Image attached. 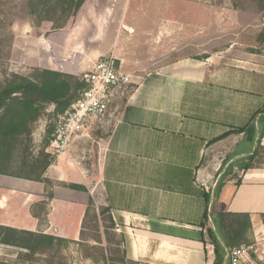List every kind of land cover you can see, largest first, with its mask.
I'll list each match as a JSON object with an SVG mask.
<instances>
[{"label":"crops","instance_id":"0c3cea01","mask_svg":"<svg viewBox=\"0 0 264 264\" xmlns=\"http://www.w3.org/2000/svg\"><path fill=\"white\" fill-rule=\"evenodd\" d=\"M203 10L201 26L198 14L176 26L171 60L165 47L131 64L117 40L110 53L141 73L120 116L93 124L54 157L43 175L52 182L50 199L46 182L1 174L0 225L72 241L79 253L72 264H214L213 244L201 240L208 225L205 185L221 181L215 210L249 213L253 231L261 227L263 115H254L264 107V41L246 50L237 46L244 39L222 37V47L215 46L214 6L191 11ZM193 43L204 47H184ZM250 123L255 129L237 132ZM248 161L252 166L241 169ZM91 206L100 220L101 210L110 209L118 243L104 227L88 233ZM258 261L264 244L243 264Z\"/></svg>","mask_w":264,"mask_h":264},{"label":"rangeland","instance_id":"374dc122","mask_svg":"<svg viewBox=\"0 0 264 264\" xmlns=\"http://www.w3.org/2000/svg\"><path fill=\"white\" fill-rule=\"evenodd\" d=\"M28 1L0 0V75L3 70H7L30 76L45 54L41 48L45 47L46 43H44V31L40 30L42 22L31 13ZM207 3L214 6V44L219 42L215 46L222 47L220 43L222 37L244 39L245 43L237 46L246 50L254 49L253 46H258L259 42L263 44L264 0H92L74 28L67 33L69 45L61 48L67 51L68 56H73L75 62L79 64L81 62V70L102 59L111 61L115 68L131 72L130 74L136 77L141 75L140 70L126 62H123L122 66L121 61L110 53L113 46H118L117 40L122 54L130 58L128 62L131 64L142 63L147 53H150L151 57H158L165 47L171 49L170 52H166V59L171 60L174 57L173 35L177 31L176 26L180 22L189 21L195 14H198V25L201 26L205 21V11L191 10L193 6H205ZM201 21L203 22L200 23ZM163 37L166 38V44L161 43ZM197 45L186 44L184 47L187 49L204 47V44ZM260 49H264V46ZM188 52L194 53L196 50L192 49ZM135 86L136 84H133L130 91L118 99L117 106L111 111L112 115L110 113L104 122L107 119L113 121L112 118L116 119L120 116L123 102ZM54 111L55 106L48 105L33 125L31 140L24 138L25 140L15 144L17 147H13L11 154L8 155L5 165L7 174L4 175L17 177L29 175L31 167L26 166L24 162L28 161L31 164L42 152L47 153L48 129L54 128L58 119ZM99 129L94 128L95 131ZM94 209L91 206L85 221L88 233L97 235V231L104 227L106 230L109 229L108 233H111L112 240L118 243L120 239L113 236V231L110 230L108 213H103L100 220ZM39 211L42 212V209ZM73 247L69 245L65 248L63 255L54 259V264L76 263L79 253ZM20 251L25 250L17 246L0 244V258L7 261H16L19 264L23 262L47 264L50 259L45 255H37L32 259H20L19 262L17 254ZM117 255L119 256L120 253Z\"/></svg>","mask_w":264,"mask_h":264},{"label":"trees","instance_id":"16d2710c","mask_svg":"<svg viewBox=\"0 0 264 264\" xmlns=\"http://www.w3.org/2000/svg\"><path fill=\"white\" fill-rule=\"evenodd\" d=\"M92 0H29L31 13L35 14L44 31L45 47H41L45 53L39 66L34 68L30 76L16 72L3 70L0 75V175L5 173V165L8 155L11 154L15 144L29 138L33 134V125L41 117L48 105L55 106V115L63 114L82 95L87 88V82L83 79L84 70H81V62H75L73 56H68L67 51L61 47L69 45L67 33L71 31L80 19L81 13L88 9ZM43 62V63H42ZM258 113L263 115L260 127V138L264 134V107ZM255 117L253 121L255 120ZM252 121V122H253ZM250 127H241L237 132L255 129V124ZM54 128L48 129L47 143ZM260 148V146H259ZM54 158L49 153L42 152L30 164L29 175L24 177L32 180L44 181L47 184V197H53L51 191L52 182L43 175ZM252 161L245 162L240 168H249ZM223 183L219 181L214 188L210 187L205 193L206 212L204 224L205 232L201 240L206 239L214 246V264H227L229 253L232 249L254 241V231L249 213H235L219 211L214 208V201L219 194ZM69 187L85 190V186L70 184ZM213 194V195H212ZM213 198V201H212ZM92 204V202H91ZM91 207H89L90 211ZM110 212L108 207L101 210V214ZM114 227L111 215H108ZM86 221V220H85ZM85 224V223H84ZM85 226V225H84ZM70 240L55 237L25 229H17L0 225V244L17 246L25 251L17 254L20 259H32L37 255H45L50 259L47 264H54V259L63 255V250L70 244ZM264 264V261H258ZM0 264H19L16 261H7L0 258ZM21 264H27L23 262ZM131 264H139L131 262Z\"/></svg>","mask_w":264,"mask_h":264},{"label":"built area","instance_id":"2783aa9c","mask_svg":"<svg viewBox=\"0 0 264 264\" xmlns=\"http://www.w3.org/2000/svg\"><path fill=\"white\" fill-rule=\"evenodd\" d=\"M87 88L63 114L58 115L56 126L46 147L51 157L67 150L74 139L88 133L92 125L102 123L123 94L136 84V77L115 68L111 61L98 60L84 70ZM206 190L210 186L205 185ZM264 244V223L254 230V241L231 250L229 264H243L252 253H258Z\"/></svg>","mask_w":264,"mask_h":264}]
</instances>
